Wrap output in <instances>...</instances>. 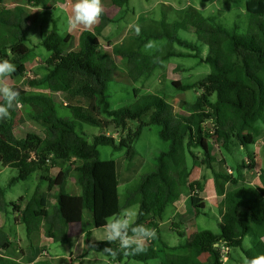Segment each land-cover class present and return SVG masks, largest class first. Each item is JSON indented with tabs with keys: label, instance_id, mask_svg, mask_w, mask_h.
I'll return each instance as SVG.
<instances>
[{
	"label": "trees",
	"instance_id": "obj_1",
	"mask_svg": "<svg viewBox=\"0 0 264 264\" xmlns=\"http://www.w3.org/2000/svg\"><path fill=\"white\" fill-rule=\"evenodd\" d=\"M26 2L31 7L47 6V0ZM1 3L2 0L0 28L6 31L8 42L0 48V60L8 59L16 66L13 76H25L32 49L26 43L28 14L26 8L11 9ZM246 10L260 20L250 23L245 32H240L237 23L232 27L225 26L216 16H205L190 6L184 22L196 33V42L181 37L176 31H158L147 36L166 38L186 49L168 51L164 58L187 56L210 65V72L196 82H172L177 90L199 92L194 101L183 100L179 112L172 102L153 93L139 97L132 106L111 108L107 88L119 76L120 70L113 55L122 57L127 69L139 74L147 73L156 55L118 46L113 47L112 54L104 49L100 37L113 21L105 12L95 31L81 34L76 49L72 48L74 36L71 33L61 34L54 27L44 35L41 43L50 52L45 61L47 73L29 84L44 85L51 92H63L73 119L58 114L51 94L30 93L18 85H11L20 92V105H29L33 109V118L43 126V134L16 135L18 107L10 109L9 118L0 121V162L18 170L11 183L26 180L36 171L41 172L40 180L49 183L47 196L36 191L21 209L20 216L28 235L41 230L44 224L47 237L65 244L69 241L71 225L83 223L86 214L92 228H103L109 219L117 217L122 211L117 161L102 159L99 147L111 146L114 151L125 148L127 153L133 154L136 152L133 145L144 126L159 125L160 137L169 146L156 157L154 170L142 175L131 191L130 196L140 195L133 226H149L156 230V237L161 238L159 226L164 213L181 198L185 186L190 188V203L195 213L202 214L206 208L200 195L204 184L199 180L190 181V177L193 165H206L212 171L218 195L222 196L219 232L202 229L187 238L184 231L176 230L180 238H185L184 242L175 247L163 242V246L185 252L165 253L164 258L155 239L146 241L142 253L129 256L119 252L117 241L107 247L118 252L113 257L104 251L106 248H96L92 244L91 229L85 231L88 248L102 251L119 263L126 259L143 262L159 259L158 264H224V248H240L245 260L264 254V186L255 190L241 184L242 168L245 163L254 164L256 155L248 151L234 175L228 170L217 169L216 164L220 161L212 142L214 138L220 140V149L226 152L232 151L234 146L248 149L264 132V0H246ZM178 24L174 22L176 27ZM203 46L208 47L207 54L203 53ZM148 113L149 120L144 122L142 118ZM101 114L107 121L100 118ZM130 121L138 122L135 129L130 126ZM78 123L97 126L103 131L107 124L116 129L113 133L102 131L89 142L77 131ZM53 167H59V173L55 177L46 175ZM73 170L81 188L79 195L66 189ZM260 176L264 184V169ZM229 185L232 187L228 189ZM5 194V188L0 187V211L7 214L9 203ZM51 198L56 204L51 203ZM248 235L253 236L252 244L245 247ZM11 244L8 233L0 227V264H21L3 255ZM202 255H208L204 262Z\"/></svg>",
	"mask_w": 264,
	"mask_h": 264
},
{
	"label": "rangeland",
	"instance_id": "obj_2",
	"mask_svg": "<svg viewBox=\"0 0 264 264\" xmlns=\"http://www.w3.org/2000/svg\"><path fill=\"white\" fill-rule=\"evenodd\" d=\"M75 0H47L46 7H30L26 0H2V5L14 9L19 5L26 8L28 19V40L26 43L32 48L27 59V74L25 76L7 77V83L10 85H18L30 93L51 94L56 100L57 112L60 116L73 119L69 108L64 105L66 99L63 92H50L44 85H31L29 82L38 81L45 73L46 59L50 56V52L41 43L44 35L54 27L61 34H67L71 28L67 24V19L71 15L72 6ZM104 12L111 17L113 21L103 31L100 37L101 43L109 53L112 54V49L115 46L138 49L146 54H155L156 59L148 68L147 73L139 74L136 70H128L126 63L122 57L113 55L119 63V76L111 81L108 85L107 92L109 94V103L112 109H117L123 106H132L136 100L146 94L153 93L163 96L175 107L176 111H181L183 100H195L199 92L196 90L181 91L177 90L172 82L181 80L182 82H196L204 78L210 72L208 63H201L198 58L172 55L169 58H164L168 51H180L185 48L177 43L169 42L166 38L154 39L148 38L152 33L158 31H176L181 37L190 41L196 42L197 36L194 31L189 28V25L184 22V15L190 6H194L205 16H216L217 19L225 26L232 27L234 23L240 26V32H245L246 27L255 21H259L260 17L250 15L246 10V0H102ZM28 8V9H27ZM20 11V10H19ZM16 13V11L14 12ZM178 22V26L174 22ZM99 21L91 27L85 28L80 26L77 29H72L74 34L72 40V48L76 49L80 43L81 34L84 31H95V27ZM138 25L140 32L137 34L129 25ZM7 35L4 29L0 28V48L7 43ZM203 53L207 54L208 47L203 46ZM186 50V49H185ZM95 104V100L93 99ZM93 104V105H94ZM19 115L17 116L15 132L18 137L25 136L28 132L43 134V126L33 118V109L29 105H20L18 107ZM150 113L143 116V121L148 122ZM100 118L107 121L104 114ZM130 126L135 129L138 125L137 121H130ZM264 128V123H262ZM77 131L82 134L89 142L93 141V137L100 134L103 130L100 127L92 126L86 123H78ZM115 126L106 125L103 132L115 131ZM161 127L159 125H146L143 128L140 138L134 143L135 153H127L124 148L114 151L111 146H100L102 159H115L118 162L120 183V194L122 205L129 201L128 196L139 183L141 176L154 170L156 166V157L169 146V143L160 137ZM119 138L118 135H116ZM262 138V137H261ZM257 139L256 144H252L248 149H240L234 146L232 151H221V141L217 138L212 139L214 152L218 158L216 164L217 169L228 170L229 173L237 175L239 164L246 159L248 151H254L256 146L262 144V139ZM261 156V155H260ZM203 157V155H202ZM262 158L264 157L261 156ZM254 164H246L242 168L241 184H244L253 189L261 187L263 181L260 176V159ZM190 163L193 161L190 158ZM257 166V167H256ZM264 166V162H263ZM193 172L190 181L199 180L204 184V190L200 193L204 198L206 208L200 215H193L190 212V195L191 191L188 186L183 187V193L175 204L165 213V222L161 224V238H155L158 248L163 252L162 257L170 250H166L163 242H167L170 246L177 245L182 239L175 233L176 230H184L187 238L192 237L199 229H209L213 232H219V203L222 199L218 195L214 184L212 171L206 165H193ZM60 168H56L46 173V175L55 176ZM245 171V172H244ZM17 174V169L14 167L3 166L0 162V187L5 188L6 201L16 202L20 196L30 197L36 187L41 183L40 174L35 173L29 179L17 183H11V179ZM43 185V186H42ZM43 189L46 190L47 183L42 182ZM69 190L76 191V172L73 171L68 181ZM79 187V186H78ZM229 185L227 188H231ZM80 188V187H79ZM23 202H26L24 200ZM128 209L134 211L136 215L133 217V223L137 218L139 211V196L134 197L123 207L122 211ZM10 211V212H9ZM16 212V213H15ZM19 207L14 205L8 207L9 218L14 221H20L18 217ZM86 221L83 225L90 226L88 222L89 215H85ZM162 222V221H161ZM17 225H5L9 228L8 232L15 244L12 248V254L20 256L21 253L26 254L28 260H34L38 257V261L45 264H158L157 260L148 262L138 261L135 259H126L123 263L116 262L113 257L107 256L102 251L97 249L88 251L87 258L84 260L83 253L88 245L83 244V240L76 231H72L75 245L52 243L49 246L50 240H47L44 230L42 229L34 236V247L31 238H24L23 231L17 233ZM150 228L149 226H146ZM7 229H5L7 231ZM77 236V242H76ZM94 241L92 244L98 248L110 247L115 242H109L104 238V228H99L93 231ZM252 235L245 238V247H250L252 244ZM72 249V254L69 251ZM33 250V251H32ZM233 250V251H232ZM230 251V250H229ZM224 248V263L238 264L239 261L244 263L245 257L240 248H232L231 253ZM57 254L60 257L50 263L48 254ZM173 250L171 253H177ZM166 253V254H165ZM62 254H64L62 256ZM230 254V255H229ZM26 256V257H27ZM67 256V257H66ZM68 256L70 258H68ZM206 255L203 256V259Z\"/></svg>",
	"mask_w": 264,
	"mask_h": 264
},
{
	"label": "clouds",
	"instance_id": "obj_3",
	"mask_svg": "<svg viewBox=\"0 0 264 264\" xmlns=\"http://www.w3.org/2000/svg\"><path fill=\"white\" fill-rule=\"evenodd\" d=\"M104 7L102 0H75L72 6L71 15L67 19V24L71 29L80 26L85 28L96 24L103 15ZM138 34V25L130 24ZM16 71V66L8 59L0 60V121L9 118V110L20 106V92L7 83V77ZM134 211L125 209L117 217L109 219L104 226V238L109 242H119V252L125 256L136 255L145 251L146 241L156 238V230L144 225L133 226ZM105 252L115 257L116 250L106 248ZM245 264H264V254L257 255L251 259H246Z\"/></svg>",
	"mask_w": 264,
	"mask_h": 264
},
{
	"label": "crops",
	"instance_id": "obj_4",
	"mask_svg": "<svg viewBox=\"0 0 264 264\" xmlns=\"http://www.w3.org/2000/svg\"><path fill=\"white\" fill-rule=\"evenodd\" d=\"M29 6V5H28ZM18 7H24V6H18ZM31 6H29V8H30ZM28 9V8H27ZM72 30V29H71ZM71 30H69L68 31V33H71L72 35H74L73 33H72V31ZM26 65H27V62H26ZM45 71L47 72V69L45 68ZM46 74V73H45ZM50 91V90H49ZM188 91H190V90H188ZM51 92V91H50ZM186 92V91H185ZM50 94V93H49ZM188 101H192V100H189L188 99ZM194 101V100H193ZM55 102H56V100H55ZM56 105H58L57 103H56ZM64 105L66 106V102H64ZM262 137V138H261ZM258 139H260V141H261V139L263 140L262 141V144L260 143L259 144V146H256V148H255V150L253 151L254 153H255V155H256V162H259L258 161V158L260 159V172L264 169V166H263V162H264V157L262 158L261 156H263L264 155V132L262 133V135L258 138ZM259 141V142H260ZM261 155V156H260ZM255 162V163H256ZM117 167H118V162H117ZM257 167V166H256ZM56 168H59V167H53V168H51V170H50V173L52 172V170H54V169H56ZM60 171V170H59ZM59 171H58V173H59ZM74 171V170H73ZM72 171V172H73ZM71 172V173H72ZM76 172V171H75ZM245 172V171H244ZM35 173H38V174H40L41 175V172L40 171H36V172H34L33 174H35ZM57 173V174H58ZM71 173H70V175H69V177H68V180H67V186H66V189H67V191L69 192V193H71V194H73V195H79L80 193H81V188H79L80 186H79V184H78V182H77V173H76V184H77V188H76V191H74V192H71L70 190H69V186H68V181H69V178H70V176H71ZM17 174H18V170H17ZM16 174V175H17ZM32 174V175H33ZM56 174V175H57ZM15 175V176H16ZM32 175H30L29 176V178L32 176ZM55 175V176H56ZM51 176V175H50ZM55 176H53L52 175V177H55ZM29 178H27V179H29ZM191 178V177H190ZM26 179V180H27ZM118 179H119V194H120V183H121V179H120V176H119V170H118ZM244 180V179H243ZM24 181V180H23ZM39 181H41V183H39V185L36 187V189H35V191H34V193L30 196V197H25V196H20L19 197V199L16 201V202H8L9 203V205L11 206H14V205H16V206H18L19 207V212H17L18 213V217H20V221H14V219L12 220L11 218H9V216H7V214H5V213H2L1 211H0V227H3L4 229H7V228H5V225H14V224H16L17 226L16 227H18V229H17V233L19 234V239H26V238H31V241H32V244H33V246L34 247H36L37 248V246L34 244V236H36V233H38L39 231H41L42 229L44 230V233H45V227H44V224H42V228H41V230H39V231H36V232H33L31 235H28V233H27V230H26V225L23 223V221H22V217L20 216V214H21V209H23L24 208V206H25V204H26V202L30 199V198H32L33 197V195L35 194V192L36 191H38V193L40 194V195H42V196H47L48 195V186H49V183H48V181L47 180H39ZM17 182H20V181H17ZM17 182H15V183H17ZM42 182L43 183H47V188H46V190L45 189H43V185H42ZM42 185V186H41ZM244 185V184H243ZM262 187L264 186V184H260ZM79 186V187H78ZM245 186H247V184L245 185ZM248 187V186H247ZM203 192V191H202ZM139 196V203H140V195L139 194H135V195H133V196H128V198H129V201L128 202H126L125 204H123L122 205V203H121V205H122V209H123V207H126L127 206V204L130 202V200H132L134 197L136 198V197H138ZM220 197H222V196H220ZM204 199V198H203ZM24 200H26V202H23ZM180 200V199H179ZM222 200V199H221ZM120 202H121V194H120ZM176 202H178V200L176 201ZM176 202H174L173 204H175ZM221 202V201H220ZM51 203L52 204H56V200L54 199V198H51ZM172 204V205H173ZM220 204V203H219ZM172 205H170V206H168V208L166 209V211L167 210H169L170 209V207L172 206ZM190 212L189 213H193V215L195 216L196 215V213H195V210H194V208L191 206L190 207ZM166 211H165V213H166ZM10 212V211H9ZM122 212V211H121ZM16 213V212H15ZM165 213H164V218H163V220H162V222L160 223V226H159V231L161 232V230H160V228H161V224L162 223H164L165 222ZM201 215V214H200ZM86 221V218H85V220H84V222ZM83 222V223H84ZM88 222H90V219H88ZM83 223H78V224H73V225H71V227H70V232H69V241L67 242V243H65V245H67V244H70V245H75V242H74V237H73V234H72V231L74 230V231H76V233L78 234L79 233V235L81 236V237H79V239H82L83 240V244H85V245H87V242H86V234H85V231L86 230H89V229H91V231H92V235H91V242H93L94 241V236H93V231L94 230H96V229H99V228H92V224H91V222H90V224H88V225H90V226H88V228H87V226H85V225H83ZM146 227V226H145ZM104 228V227H103ZM8 230H9V228L7 229V233H8V235H9V238H10V240L12 241V244H11V246H10V248L8 249V250H6V251H4L3 252V255L5 256V257H8V258H11V259H13V260H16L17 262H19V263H21V264H45L44 262H41V261H38V257L37 258H35L34 260H28V256L26 255V254H23V253H21V255L20 256H15V255H13L12 254V248H13V246L15 245L14 243H13V239L10 237V233L8 232ZM199 230H202V229H199ZM198 230V231H199ZM20 231H23L22 233H23V237H21L20 238ZM182 231H184V230H182ZM185 232V231H184ZM175 233H177L176 231H175ZM163 234H161V236H162ZM46 236V235H45ZM186 236H187V234H186ZM47 237V236H46ZM182 239H185V238H182ZM47 240H50V241H48L49 242V246L52 244V243H54L55 241L52 239V238H50V237H47ZM76 242H77V236H76ZM182 242H184V241H181L180 243H182ZM55 243H60V242H55ZM167 243V242H166ZM179 243V244H180ZM60 244H64V243H60ZM179 244H177V245H179ZM177 245H173V246H171L170 245V247H175V246H177ZM72 249L73 248H71V250L69 251V253L71 252V254H72ZM228 251H229V253H231V254H233L232 252H231V249L232 248H226ZM166 250H170L171 252H173V250H171V249H166ZM33 251V250H32ZM88 251H90V249L88 248V246H87V248L85 249V252L82 254L83 255V258H84V260H86V259H88L87 258V255L86 254H88ZM178 252L177 253H184L185 251L184 250H177ZM233 251V250H232ZM49 256H46V257H49L50 259H48V261L50 262V263H53L54 262V260H56V259H58L59 257H60V255H57V254H52L51 252L48 254ZM64 254H62V256H63ZM223 255H224V250H223ZM230 255V254H229ZM27 256V257H26ZM65 256V255H64ZM203 256H205V255H202L201 256V260L204 262V261H206L207 260V257H208V255H206V258L205 259H203ZM67 257V256H66ZM224 257V256H223ZM245 257V256H244ZM68 258H70L69 256H68ZM89 260V259H88ZM223 263H224V258H223ZM70 264H74V263H70ZM225 264V263H224ZM238 264H244V263H242L241 261H239V263Z\"/></svg>",
	"mask_w": 264,
	"mask_h": 264
},
{
	"label": "water",
	"instance_id": "obj_5",
	"mask_svg": "<svg viewBox=\"0 0 264 264\" xmlns=\"http://www.w3.org/2000/svg\"><path fill=\"white\" fill-rule=\"evenodd\" d=\"M114 126V125H113ZM209 126H211V123H209Z\"/></svg>",
	"mask_w": 264,
	"mask_h": 264
},
{
	"label": "built area",
	"instance_id": "obj_6",
	"mask_svg": "<svg viewBox=\"0 0 264 264\" xmlns=\"http://www.w3.org/2000/svg\"><path fill=\"white\" fill-rule=\"evenodd\" d=\"M247 162L249 163V160L247 159Z\"/></svg>",
	"mask_w": 264,
	"mask_h": 264
}]
</instances>
